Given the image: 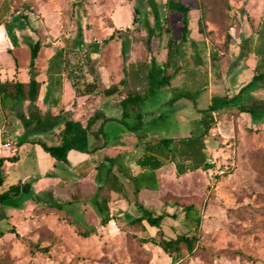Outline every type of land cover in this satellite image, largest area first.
<instances>
[{
    "label": "rangeland",
    "instance_id": "obj_1",
    "mask_svg": "<svg viewBox=\"0 0 264 264\" xmlns=\"http://www.w3.org/2000/svg\"><path fill=\"white\" fill-rule=\"evenodd\" d=\"M166 1L153 0L155 21L146 0H35L36 9L32 11L22 10L21 0H12L8 20L18 46H11L0 26V80H21L25 73L29 75V47L37 43L33 78L46 76L49 59L59 52L63 59L61 76L65 80L73 72L78 85L91 76L108 79L110 83L123 79L129 82L123 91L142 93L145 69L139 65L150 58L163 63L168 42L173 41L176 56L167 71L172 75L171 80L141 105L142 124L138 131L146 133L147 141L151 142L188 137L193 123L210 104V95L228 98L251 80L253 68L250 67H254L256 59L247 56L236 62L238 55L231 59L229 53L237 49L236 41L255 34L264 0H227L226 12L219 2L215 8L211 6L213 0H180L189 8L188 33L182 46L181 16L168 11ZM200 6L208 18L203 23L202 35L197 33ZM219 15H222L220 19L226 16L230 20L231 39L226 55L216 63L212 51L222 53L226 46L217 22ZM109 23L116 32L113 33ZM155 24L160 30L155 32L147 52L143 45L146 31ZM104 40L106 43L98 54L90 55L86 63L87 45L101 44ZM233 84L238 86L235 90ZM201 86L206 88L193 100L180 98L170 102L179 89L192 92ZM261 99H264V85L257 84L254 90L243 94L242 104L252 107V100L264 101ZM102 110L108 117L114 115L108 107ZM123 120L128 125L137 122L134 115ZM209 121L212 126L204 144L212 168L177 175L174 165L166 163L159 172L157 190L141 200V206L153 217H162L164 238L182 235L194 239L191 253L182 250L178 257L169 255L148 242L159 239L153 236L155 230L145 223V229L130 224L139 216L133 197V204L113 211L109 222L102 226L95 206L99 190L89 200H80L70 193L71 185L79 180L74 172L75 161L70 158L55 168L57 179L68 183L65 189L56 184V189L64 192L59 197L33 196L36 181L30 180L23 186L29 190L25 195L0 203V215L4 216L0 220V264H264V112L252 118L250 114L241 116L232 110H219ZM46 123L35 133H29L21 124L24 132L17 141L45 137L49 133L45 131L49 120ZM104 133L108 145L122 139L127 148L133 149L138 142L122 123L106 125ZM94 159L99 162L98 156ZM3 169L8 170L9 166ZM34 169L30 156L21 170L32 174ZM2 178L0 193L3 194L16 181L11 172L3 176L0 170ZM188 206L199 211L197 228L183 214V208ZM23 239L39 241L40 247H47L46 252L30 255Z\"/></svg>",
    "mask_w": 264,
    "mask_h": 264
},
{
    "label": "trees",
    "instance_id": "obj_2",
    "mask_svg": "<svg viewBox=\"0 0 264 264\" xmlns=\"http://www.w3.org/2000/svg\"><path fill=\"white\" fill-rule=\"evenodd\" d=\"M22 10L32 11L36 9L35 0H21ZM148 6L153 13L154 20H157L156 8L153 0H146ZM12 0H0V26L3 27L6 32L9 43L13 48L18 46L17 37L14 33L13 25L8 20L11 18L10 7ZM220 3L224 6L225 12L228 9L227 0H213L211 6L215 8L216 3ZM165 7L168 11H174L181 16V38L180 45L182 46L186 42L187 36V16L189 8L183 5L180 0H167ZM200 16L197 21V33L203 34V23L208 21L206 10L200 6ZM211 13V12H210ZM213 14V12H212ZM224 14V12H223ZM222 15H219L218 25L223 36L224 48L222 53L219 51H212V59L214 62H219L227 53V45L230 41V35L228 33L231 28L230 20L228 17L224 16L220 19ZM110 28H112L113 33L117 30L113 27L112 23H109ZM160 30V26L155 24L154 27L148 28L146 31V38L143 45L147 52H150V44L152 38L155 36V32ZM220 33V34H221ZM111 38V36H110ZM2 40V34H0V41ZM106 43L104 40L101 44L99 43H89L87 45V51L84 53V58L86 63H89L90 55L98 54L102 45ZM174 42L169 41L167 45L166 59L163 63L159 64L150 58L147 63L139 65L145 69L143 74L145 78L144 91L142 93H136L132 91H123L124 87L129 85V82L124 80L120 81L117 85H110L104 92L105 95H113L118 92L123 94V98L119 102L121 109V118L119 122L122 123L129 132L133 133L138 142L145 140L146 133H140L138 131L139 126L142 124L140 114V107L143 102L154 96L160 89L166 87L171 76L167 71L172 66L173 58L176 56V50L173 47ZM239 53L236 62L241 61L247 56H252L256 59L255 66L253 68V75L249 83L244 85L230 98H216L213 97L210 100V104L206 109L202 111L201 118L193 123L190 135L181 139H157L156 141H148L145 144L144 150L147 152L148 156L142 158L137 162V165L143 170L142 173L136 176L129 175L126 171L123 172L125 178L131 183L134 189L135 196L141 188L148 190H157V180L156 171L160 169L164 164L170 163L175 167L177 175H182L186 172H194L197 170L207 171L212 168V165L208 163V159L205 153V138L212 126L211 118L214 113L219 110H232L233 114H250L252 118L258 117L262 112H264V101H251V106L242 104V97L246 91L254 90L257 84L264 85V4L262 7V18L256 27V32L243 40H241L239 46ZM39 49V44L33 43L29 47V80L27 83H21L18 81L3 82L0 83V96L9 99L14 102V105H21L23 102H28L26 108V116L24 114H17V119L25 127L24 129L29 133H35L36 130L49 120L50 132H53L57 128L61 127V131L58 135V144L48 146L41 141H38V145L41 147L43 152H45L52 160L60 163H67V155L70 151H75L79 153H88L93 151L88 144L89 137H104L105 133L103 131V124H105L110 119H106L103 113L99 109H95L91 114L87 115L84 119H73L69 114H58L52 117L48 114L41 115L35 103L37 101V96L39 92L40 83L36 81L32 76V69L34 66V61L36 59ZM62 54L57 52L48 61L46 69V98H51L56 96V102H58L61 89V66H62ZM215 69V67H213ZM68 73L67 80L73 90L75 97L89 96L90 98H96L100 94V85L97 79H93L92 82L86 83L82 82L81 85L77 84L76 77ZM135 76L138 74L135 72ZM120 87V88H119ZM119 88V89H118ZM205 86L200 88H194L193 91H187L185 89H179L170 102H174L180 98H188L193 100L194 97L198 95L201 90H204ZM134 115L137 118V122L128 125L124 118H128ZM47 124V123H46ZM43 130V129H42ZM27 142V139H22L17 141L16 144L20 145ZM109 163V167L112 168L117 165V158L106 159ZM0 160V164H1ZM119 167V165H117ZM120 168V167H119ZM120 170V169H119ZM107 176L112 179L111 173L108 171ZM1 182V181H0ZM21 187L20 185L10 187L6 192L0 195V203L6 202L9 199H13L20 195ZM95 204L100 213V224L105 226L109 222L108 210L106 208V202L98 203L95 200ZM137 213L139 216L131 221L130 224H139L144 228L143 223L148 227L155 230L153 236H158L159 241L155 242L153 239L148 241L159 247L162 252L166 254H173L174 256H180L182 250L186 253H191L194 249V239L192 237L176 235L173 239H166L163 236V231L161 229L162 217H153L151 213L144 210L142 206L135 204ZM183 214L186 219L192 221L194 228H197L200 223L199 211L197 208L188 206L183 208ZM1 236V233H0ZM86 236V235H85ZM22 239V238H21ZM25 241V239H23ZM26 247L30 255L37 252H46L47 247H40L39 241L35 243L26 240Z\"/></svg>",
    "mask_w": 264,
    "mask_h": 264
},
{
    "label": "crops",
    "instance_id": "obj_3",
    "mask_svg": "<svg viewBox=\"0 0 264 264\" xmlns=\"http://www.w3.org/2000/svg\"><path fill=\"white\" fill-rule=\"evenodd\" d=\"M239 43V40L234 43V45L237 46V49ZM237 49H234L233 53L230 51L229 55H232L231 59H235L237 57V51H239ZM11 79L13 82L18 81L21 83H27L29 80V75L25 73V77L21 80L18 78ZM34 79L40 83L35 106L41 115L48 114L52 117H55L58 114H69L73 119L79 120L84 119L95 109H99L106 119H110L105 124H103V131L104 127L108 124H113L116 122L120 123L118 118L121 116L119 102L123 98V94L121 95L116 92L113 95H105L104 92L110 85H117L123 79H117L113 83H110L108 79L104 81L102 78L97 79L93 76L87 78L85 80L86 83H90L93 81V79H97L100 85L99 96L96 98H90L89 96L75 97L69 81L65 80L62 75L58 102H56V96L46 98V76L43 78L34 77ZM3 82L6 81L0 80V83ZM236 87L238 86L234 84L232 85L234 90ZM236 91L230 97L236 94ZM210 96L211 100L212 95ZM27 105L28 102H23L20 106H15L13 101L0 96V160L2 161L0 164V170L2 171L3 176H7L11 172V174H13L14 180L16 181L14 185L8 186V189L12 186L20 185V195L16 197V200L29 191L24 190L23 186L30 180L36 181L34 184L35 189L33 190V196L39 197L40 195H49L52 198H56L59 197L60 193H64L63 190L58 191L56 189V184H61L60 188L65 189V186H68V183H66L64 180L57 179V176L55 175V168L58 166L57 164H59V162H55L45 152H43L37 142L41 141L48 146L57 145L58 135L61 131V127L57 128L53 132H50L49 128L46 129L45 131H48L49 133H47L45 137H30L27 139V142L21 145L16 144L17 139L24 132L23 128L21 127V122L17 119V114H24L26 116ZM104 107L110 108L114 115L111 117L106 116L102 110ZM240 115L243 116V114ZM106 137V134L104 137H89V147L94 150L88 153H76L75 151H70L67 155V162L70 160V158L74 159V172L79 179L78 183L71 185L70 193L80 200H89L91 197H93L96 189H98L99 197L96 199V201L98 203L103 201L106 202V208L110 217L113 211L117 209H123L128 203H132V197L134 199V205L138 204L141 206V203H143L141 200H143L146 194L155 190L141 188L135 196L133 186L125 178L123 172H120L126 171V173L132 176L142 173L143 170L137 165V162L148 156L147 152L144 150L145 144L148 142L147 139L137 142L134 145V148L130 149L125 146L126 144L122 139L118 141L114 140V142L109 143L108 145L105 141ZM30 156L32 158V163H34L35 166L33 172L34 174L32 173L33 175L30 173L26 174L21 170L22 164ZM97 156L99 157V162L96 163L94 158ZM115 158H117V165H119L120 168L117 165H114L112 168H105V165H109L106 159ZM164 165L162 167H164ZM4 166H9V169L4 170ZM162 167L155 172L157 185L160 177L159 172L163 170ZM108 171L111 173L113 180L109 179L107 176ZM47 176H50L51 178L46 179ZM0 181L2 184L3 178ZM1 194L2 193H0V195ZM76 198L72 197V199ZM71 201H69V203ZM41 208L45 210L44 207ZM142 208L146 210L144 206H142ZM45 211L53 213L51 210L46 209ZM3 217L4 216L2 213L0 215V220ZM0 233H2V231H0Z\"/></svg>",
    "mask_w": 264,
    "mask_h": 264
}]
</instances>
